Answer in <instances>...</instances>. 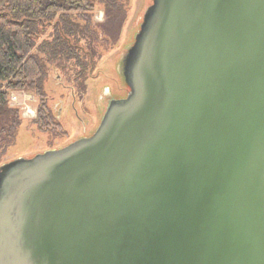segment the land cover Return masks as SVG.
I'll use <instances>...</instances> for the list:
<instances>
[{"label": "water", "instance_id": "1", "mask_svg": "<svg viewBox=\"0 0 264 264\" xmlns=\"http://www.w3.org/2000/svg\"><path fill=\"white\" fill-rule=\"evenodd\" d=\"M124 74L93 135L0 166V264H264V0H153Z\"/></svg>", "mask_w": 264, "mask_h": 264}, {"label": "rangeland", "instance_id": "2", "mask_svg": "<svg viewBox=\"0 0 264 264\" xmlns=\"http://www.w3.org/2000/svg\"><path fill=\"white\" fill-rule=\"evenodd\" d=\"M102 1L96 0L95 9L89 13L91 31L88 39L93 41L92 37H97L91 43L96 50V68L93 77L85 82V90H81L72 69H66V64L74 61L66 64L61 60L48 62L49 76L44 84L46 101L56 120L62 124V131L57 135L39 129L36 118L40 97L28 91H13L11 105L19 109L21 124L15 136L0 145V166L16 159L33 158L90 137L100 125L110 98L119 100L128 96L130 87L124 74V57L134 44L153 0H115L120 6L119 17L122 19L115 31L106 2ZM46 30L45 36L52 29ZM88 39L86 37L82 43L88 46ZM63 65L66 67L63 68Z\"/></svg>", "mask_w": 264, "mask_h": 264}, {"label": "trees", "instance_id": "3", "mask_svg": "<svg viewBox=\"0 0 264 264\" xmlns=\"http://www.w3.org/2000/svg\"><path fill=\"white\" fill-rule=\"evenodd\" d=\"M95 1L0 0V145L9 142L21 124L19 109L11 105V93L17 90L40 97L36 118L39 129L55 134L62 131V124L46 101L48 62L74 61L66 64V69H72L81 90H85V82L96 68V50L91 43L97 37L88 39L89 13L95 9ZM102 2H106L115 31L122 23L120 6L115 0ZM47 28L52 30L45 36ZM86 37L88 46L82 43Z\"/></svg>", "mask_w": 264, "mask_h": 264}, {"label": "flooded vegetation", "instance_id": "4", "mask_svg": "<svg viewBox=\"0 0 264 264\" xmlns=\"http://www.w3.org/2000/svg\"><path fill=\"white\" fill-rule=\"evenodd\" d=\"M125 58V57H124ZM123 65H124V63H123ZM115 100H117L116 98H110V100H109V105H108V107H107V109L109 108V106L111 105V103L113 102V101H115ZM106 109V110H107Z\"/></svg>", "mask_w": 264, "mask_h": 264}]
</instances>
